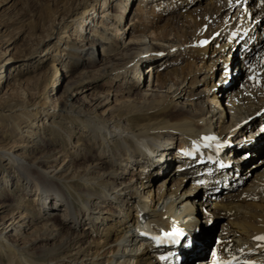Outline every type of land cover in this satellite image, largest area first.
<instances>
[{"label":"bare ground","instance_id":"6f19581e","mask_svg":"<svg viewBox=\"0 0 264 264\" xmlns=\"http://www.w3.org/2000/svg\"><path fill=\"white\" fill-rule=\"evenodd\" d=\"M75 1L62 0L59 7L70 8ZM202 1L204 0H137L128 26V33L137 34H130L131 42L121 52L104 57L100 66L103 70L110 68L113 63H122L126 65L125 70L134 67L140 72L141 66H151L154 59L167 50L161 44H146L138 39L148 34L152 35V41L172 44L170 51L180 49L186 55L188 62L184 66L173 68L165 74H157L159 88L165 87L170 81L177 86L175 89L165 93L152 89L135 91L144 99L145 108L136 110L138 113L131 112L138 123L122 125L123 117L128 118V115L122 114L113 122L85 116L96 126L90 125L95 127L94 130L91 129L94 135L103 139H98L99 143H88L82 152L76 151L75 157L70 159L62 172L55 174L53 172L57 171V155L62 153L65 146L62 149L56 148L54 141L50 139L34 155L26 156L24 160L21 156H16L19 164L15 165V171L21 182L16 184L20 200L16 202L15 194L9 189L0 192V225H3L0 229V264H118L113 263L114 258H109L108 254L113 253L116 257L120 253L121 241H130L134 246L141 241L140 247L141 244L145 245V258H137L136 264H155L156 260H161V253L163 256L177 257L178 260L172 264H185L194 256L192 264H224L225 260L232 257L236 258V264H264V240L256 239L264 237V156L258 157L249 167L250 170H247V173H253V179L238 189L232 188L246 181L244 176L241 177L243 174L240 169L243 164L264 152V24L258 23L264 18V0H256L250 5L249 0H224L209 15L199 20L196 15L201 10L196 9L203 7L192 8L190 5L200 4ZM212 1L207 0L208 3ZM131 2L132 0H119L114 6L117 22L126 15ZM154 9L159 11H153ZM154 12L160 13L150 18ZM222 12L225 14L223 19L228 15L230 20L218 22L220 18H216V15ZM169 13H173L176 21L182 19L188 24L187 30L182 32L172 28L174 33L171 38L170 25L157 24ZM56 26L58 24L54 28ZM260 26L262 29L257 31ZM234 29L243 33L238 39L234 37ZM215 34L217 38L210 47L209 39ZM220 39L222 42H217ZM233 42L239 44L237 51L232 47ZM98 46V40L88 39L86 36L70 46V50L77 53V61L74 60L68 68L61 70L68 78L60 97V115L63 117L70 118L82 113L87 115L89 108L97 107L105 98L100 94L88 97L84 93L87 89L83 85L84 81L88 80L86 78L89 75H95L91 73L92 66L102 60L96 56ZM217 54L219 55L216 57ZM68 57L74 56L68 53ZM4 59L0 69L13 61L12 57ZM237 62L242 65L240 70L236 69ZM79 67L82 71H78ZM205 69L209 72H205L207 74L203 78H198V73L202 74ZM222 69L224 72L219 76ZM75 72H78L76 78L72 76ZM226 75L230 82L216 94L215 88ZM187 77L191 80L190 89L183 90L179 86ZM20 83L18 81L16 90L21 89ZM199 84L204 85L200 90ZM194 89L199 91H193ZM6 94V98L10 100V94ZM181 99L184 102L181 103ZM79 101L84 106L76 111L75 105ZM10 102L15 104L14 108L19 105L18 109L23 108L17 100ZM43 106L44 103H41L40 107ZM4 107H0V110ZM12 109L13 107L8 108L9 111ZM253 116L254 118H248ZM246 118L249 121L243 123ZM234 127L237 128L233 130ZM55 129L59 127L55 126ZM213 131H217L220 136L229 137L230 142L226 145L209 142ZM67 135L70 139L72 133L68 132ZM151 136L157 141L154 143L157 149L153 144L143 145V137ZM173 140L179 141L178 149L170 148L169 144L162 147L167 142L173 143ZM3 148L4 145L0 144V155H5ZM153 149L156 150L157 157H152V160H148L146 155L141 157ZM240 150L241 153L232 161L231 153ZM157 159L160 160L155 164ZM78 160H83V164ZM176 160L179 161L177 170L174 169ZM134 164L141 168L135 182H119L125 174L122 168L132 167ZM85 166L87 167L82 170ZM52 168L54 169L51 170ZM70 168L74 169L73 173H68ZM60 172L61 175H58ZM159 173H164L165 178L160 180L155 190L153 181ZM224 178H229L230 187L222 184ZM200 179L205 180L201 187L197 185ZM170 180L173 182L171 186L168 184ZM189 180L192 183L184 186ZM97 187L100 192H95ZM31 192L37 195L38 209H41L30 211L31 219L37 216V220L41 218L45 222L34 228L27 238L19 237L22 232L15 227L14 221L17 214L23 211L19 210L21 199H26ZM202 192L205 194L202 195ZM219 192L222 193L218 194ZM105 207H110L108 210L111 215L107 217L104 216ZM182 208L186 213L196 215L186 219V224L202 223V218L205 222V219L218 215L227 218L208 250L209 259L201 258L207 251L206 245L210 243L208 229L191 232L186 225L180 224L174 238L165 237L171 229L173 216ZM194 209L198 211L197 214ZM41 211L43 215H38ZM140 218L147 219L155 228L158 234L153 241L155 246L143 243L144 238L139 232L147 231L149 226L147 222L139 223ZM85 219L89 220L87 223L90 225L86 227L87 230L81 231ZM9 220L12 221L7 225ZM134 225L136 234L131 232ZM12 229L19 232L9 234ZM11 235L14 239L10 238ZM160 238L163 239L162 242ZM112 242L117 244L112 246ZM25 244L27 246H22ZM121 251L122 257L131 255L126 254L123 249ZM131 257L133 256L123 260L124 264H128ZM142 260L143 263H140Z\"/></svg>","mask_w":264,"mask_h":264},{"label":"rangeland","instance_id":"374dc122","mask_svg":"<svg viewBox=\"0 0 264 264\" xmlns=\"http://www.w3.org/2000/svg\"><path fill=\"white\" fill-rule=\"evenodd\" d=\"M223 1L224 0H213L212 3H208L207 0H204L200 2V4L193 3L190 7H203L202 9H196V11L201 10L199 14L196 15V18L200 20L203 16L209 15V13ZM61 2L62 0H0V65L4 63V58L12 57L13 60L8 66L0 69V107L9 105L8 107H4L3 110H0V144L4 145L3 149H5V155H0V192L9 189L15 194L14 198H16V202H19L20 200L17 196L20 191L17 190L18 186L16 185L17 182L20 181L17 177L18 174L15 171V165L19 164L18 157H16L17 155L21 156L22 159L26 156L34 155L38 149L42 147V144L50 139L54 141V147L56 148L62 149V147L65 146L62 153L57 155V171H54L53 174L58 171L62 172L64 166L67 163H70V159L75 157L76 151L82 152V149L86 148L88 143H99L100 141L98 139H103L97 138L98 136L96 137L94 135L91 129L94 130L96 126L89 121L90 119L87 120L85 116H91L93 119L98 117L99 119L113 122L119 119V116L122 114L128 115V118L125 116L123 117L122 125L128 126L131 124L133 125L135 122L138 123L133 113H138L136 110H145V108H143L144 99H141L135 91L141 89L158 90L164 93L172 91L177 86L172 85V82L170 81L167 82L166 86L163 88L157 86V83H159V77L157 74H165L169 72V70L180 68L188 62L186 55H183L180 49L170 51L172 44L160 40L152 41V35L148 34V36L138 37V39L146 44H161L167 49L164 53L159 54L158 58L154 59L155 62L151 66H149V64H144L140 67V72H137L134 67L127 71L125 70L126 65H122V63H113L110 68L108 67L103 70L100 66L103 63L102 61L104 57L113 56L116 53L121 52L123 48L131 42L130 34H137L135 32L128 33V26L131 24L130 19L134 15L136 9L135 3L137 0H132L130 3L131 5L127 8L126 15L119 21L120 23L117 22L115 18L116 13L114 11V6L119 3V0H76L72 7L60 9L59 6L62 4ZM254 2H256V0H249L248 5L253 4ZM92 7H94V9H91ZM153 11L159 10L154 9ZM157 13L160 12L152 13L150 18L156 16ZM172 14H165L159 23H157L159 26L165 24L170 25V30L172 32L169 36L170 38L174 33L172 28L179 32L187 30L188 28V24L185 21L182 19L176 21ZM223 16H225L224 12L216 15V18H220L218 22L229 19L227 17L228 15L224 19ZM263 20L264 18L258 23L263 25ZM81 22H83V24H81ZM118 23L120 24L119 26ZM57 24L58 26L54 28ZM80 24L81 26L79 27ZM117 28L118 30H116ZM261 29L262 27L260 26L257 31H260ZM233 32L234 37L237 39L243 34L239 29H234ZM85 36L88 39H94L100 42V46L96 49V56L102 60H98L92 66L91 73H94L95 75H89L86 78L88 80L84 81L83 85H86L87 88L84 93L88 97L100 94L105 98L97 107L89 108V115L82 113L79 114V116L73 115L70 118L63 117V115H60V97L63 95V85L68 78L65 77V73L61 72V70L63 68H68L69 64L74 62V60L77 61L75 57L77 56V53L71 51L70 46L74 45L78 39ZM216 38L217 34L209 39L210 47L213 45ZM217 42H222V40H217ZM238 46V42H233L232 47L234 51H237ZM68 53H71L75 58H69ZM218 55L219 54H217L216 57ZM193 60H196V58H193ZM198 64H201L200 61H198ZM223 64L224 63H222V65ZM241 66V63L237 62L236 69L241 68ZM80 70L81 68L79 67L78 71ZM205 72H209V70L205 69L202 74L198 73V78H203L204 75L207 74ZM223 72V69L222 71L220 70L218 75L220 76ZM76 74H78V72L73 73L72 76L76 78ZM190 76L192 77L193 75L190 74ZM137 78L138 81L136 82ZM186 79V81L184 80V82L180 84L179 88L183 90L186 88L187 90L190 89L189 85L191 84V80H189L188 77ZM18 81L21 82V89L24 91H21L19 88L16 90ZM229 82L230 79L228 75L223 77L219 83L220 86L218 85L215 88V93L219 94ZM170 86L171 88H168ZM203 87L204 85L199 84L198 89L200 90ZM198 89H194L193 91H199ZM6 93L10 94V100L6 98ZM80 95L81 94H79V96ZM13 100H17L21 106L23 105V108L18 109L20 108V105L14 108L15 104L10 102ZM182 102H184L183 99H181V103ZM41 103H44L43 107H40ZM83 106L84 104L82 105L80 101L77 102L75 105L76 111ZM12 107V111H9L8 108ZM261 112H263V110ZM248 118H254V116ZM248 118L244 119L243 123L245 121L248 122ZM132 119H135V121ZM90 125H94L95 127H91ZM55 126L59 127L60 130L55 129ZM236 128L237 127H234L233 130ZM68 132L72 133L70 139L67 135ZM210 136L211 141L209 140V142L217 143L218 145H226L231 140L229 137H224L223 135L220 136L217 131H213ZM143 142V145L153 144L156 149L158 148L154 144L157 142L154 140V136L143 137ZM168 144L171 146L170 148L173 149H178L180 147L179 141L177 140H173V143L171 144L170 142H167L163 144L162 147ZM11 146H13V148H9ZM91 151L92 150L90 149V152ZM155 151V149L148 151L141 157L146 155L148 160H152V157H157ZM180 152L182 151L180 150ZM240 153L241 150L231 153V160L233 161ZM263 156L264 152L257 155L256 158L251 159L252 161L250 160L243 164L242 169H240L243 174L241 177L244 176L246 181L242 184L240 183L239 186H232V188L238 189L243 184L253 179V175H251L253 173L250 171L247 173V170L255 163V161ZM159 160L160 159H157L155 164H157ZM83 162V160L79 161L80 164H83ZM178 162L179 161L176 160L174 164V169L176 170L179 167ZM86 167L87 166L82 167V170ZM132 167L127 166L122 168V171L125 172V174L118 180L119 182L123 180L129 184L135 182L137 177H139V171L141 168H139L137 164H134ZM53 169L54 168L51 170ZM61 172L58 173V175H61ZM70 172L73 173L74 169L70 168L68 173ZM163 174L159 173L154 179L153 185L155 190H157L160 180L165 178ZM236 178L238 179L239 176ZM223 180L222 184L226 187H230L231 182L229 178H224ZM191 183L192 181L189 180L184 186L186 185L187 187ZM168 184L171 186L173 182L170 180ZM94 190L95 192H100V188ZM94 190H92V192H94ZM32 193L33 192L30 194L28 193L25 197L26 199H21L22 201L20 204L22 205L19 206V210L23 211L17 214V218L14 221V224L16 225L15 227L22 232L19 233V237L22 236L27 238L28 234L31 233L34 228L40 227L45 222V220L41 218L37 220V216H34L33 220L31 219L32 214L30 211L36 212L37 210H41L38 209L39 206L37 205L36 200L37 195ZM221 193L222 192H219L218 194ZM203 194L205 193L202 192V195ZM105 208L104 212L106 213H104V216L107 217L111 215V212L108 210L110 207ZM181 210L173 216L171 229L167 232V234L170 233L171 235L166 234V238H174L173 235H176L177 231H179L178 227H180V224H183L186 225V228L189 229L188 231L191 232H199L208 229V232L210 233L208 238L209 242L213 241L214 243V237L221 231L223 222L227 221L226 217L218 215L211 217L209 220L205 219L206 221L203 222V218L200 216L202 218V223L193 222L186 224V219L196 215L186 213L183 211L184 208ZM197 212L198 211L194 209V213L197 214ZM37 214L43 215L42 211L40 214ZM188 215L189 217H187ZM12 220H9L7 225L10 224V221ZM87 221L89 222V220L85 219L81 231L83 229L85 230L86 227L90 225ZM135 225L134 228H131V232H134V234L137 233L135 231ZM2 227L3 225H0V229ZM101 228L99 229L98 237ZM18 232H15L12 229L9 234H16ZM10 238L14 239L12 235ZM114 238L115 235L112 237V240H114ZM140 243L141 242L136 243L134 246L131 245L130 241H121L119 246L120 253H118L116 257H114L113 253H109L108 257L114 258L113 263L124 264L123 260L133 256L129 263L136 264L135 260L137 258H145V256H143L144 244H141L140 247ZM115 244L117 243L112 242V246ZM148 244L154 245L153 242ZM22 246H27V244ZM207 246L208 245H206V247ZM210 246L209 249L211 248ZM132 247H134V250H131ZM136 248H138L139 251L136 250ZM122 249L126 251V254L131 255L122 257ZM0 257H2L1 254ZM195 257L196 256H194V258H189L185 264H192L195 261ZM201 258L209 259V253L205 251V254L201 255ZM143 260L140 263H143ZM156 262H159V260H156L155 264Z\"/></svg>","mask_w":264,"mask_h":264},{"label":"snow or ice","instance_id":"6c2138e0","mask_svg":"<svg viewBox=\"0 0 264 264\" xmlns=\"http://www.w3.org/2000/svg\"><path fill=\"white\" fill-rule=\"evenodd\" d=\"M250 79H252V77H250ZM167 235H171V234L169 233ZM256 239L264 240V237H257Z\"/></svg>","mask_w":264,"mask_h":264}]
</instances>
